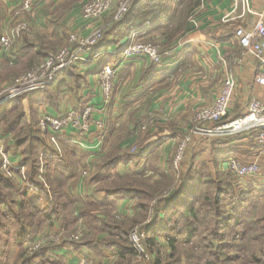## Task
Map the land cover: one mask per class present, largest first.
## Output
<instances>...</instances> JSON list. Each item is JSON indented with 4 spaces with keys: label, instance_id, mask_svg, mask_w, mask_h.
Segmentation results:
<instances>
[{
    "label": "crops",
    "instance_id": "0c3cea01",
    "mask_svg": "<svg viewBox=\"0 0 264 264\" xmlns=\"http://www.w3.org/2000/svg\"><path fill=\"white\" fill-rule=\"evenodd\" d=\"M21 1L0 0V39L9 34L21 20L29 24V31L21 34L10 51L5 53L0 50L2 67L4 64L7 66L10 59L13 65L9 62L10 65L7 67L20 64L25 69L34 67L35 64H31L29 60L31 53L38 51V47L46 50V53L53 50V29L46 24L47 16L44 14L46 4H53V0L39 1L29 15L19 14ZM248 2L254 15L244 13L241 0H192L190 10L194 12L193 24L189 21L185 23L181 33L171 39L165 33L173 27L174 23L170 21L172 14L151 15L142 25L143 29L136 32L135 40L139 42L157 40L161 50L159 64H154L144 57L122 59L121 49L118 48H123L129 35L134 32L130 34L119 32L109 37L110 43L105 50L94 53L92 48L85 55V62L75 63L73 73L80 79L67 75L55 76L56 78L54 77L46 88L29 94L25 101L20 99V107L26 120L31 116L38 119L42 113L59 116L70 110L79 114L86 109L91 111L90 117L94 123L83 140H77L70 128L61 134L51 132L45 134L52 138L58 137L57 141L62 146H70L81 155L79 161L78 156H74L76 158L63 156L62 160L64 167H67L70 159L73 164L78 161L77 172L73 173L71 178L75 185L74 196L76 194L80 197L86 196L85 193L90 187V184L80 177L81 169L85 167L92 169V162L101 159L108 147L130 150L135 146L136 133L140 131L141 126L139 123L135 124L131 117L139 110L137 114L147 117L143 127L147 129L145 133H149L145 134V138L148 136L149 140L145 139L144 145L153 146L157 143L150 155V157L153 155L151 170L145 175L151 180L159 179L158 173H153L152 169L169 173V156L172 155L170 151L174 149L177 141L175 134L170 130L166 131L158 126L160 123H171L169 121L172 117H186L191 113L195 114L191 120L192 125L194 124L190 132L192 136H189L186 146L188 155L193 148L198 153L196 159L204 161L212 174H214L213 160L222 161L221 165L218 164V169L222 172L225 170V160L229 158H237L243 164L255 162L264 174V148L257 145L254 135L207 137L194 130L196 112L201 107L210 106L216 100L226 81L233 84L228 105V121L244 116L252 100L264 106V85L255 82L256 77L260 74L264 75V65L254 60L240 46L235 36L237 28L249 30L258 20L257 15L264 16V0H248ZM107 14L94 22L95 24L80 17L82 26L87 25L89 28L84 32L76 31V34L84 37L91 33L93 30L91 28L94 26L103 28L112 16ZM158 17L161 20H157ZM45 28L49 30L47 37L41 35ZM119 51V58L115 60L113 55ZM46 56V54L43 56L44 59ZM109 64L114 67V93L112 102L104 103L97 90L96 75L101 71L100 69ZM150 121H153L152 126H149ZM211 126L214 125L203 124L199 127L203 129ZM123 131L125 135L130 134L131 137L126 139L131 142L130 144L120 140ZM177 131L180 134L186 132L185 128ZM11 138L9 132L0 133V147L4 146L10 151L9 155H6L11 164L20 165V148L13 146ZM53 145L54 149L59 151V144L55 142ZM50 147L53 148L52 145ZM149 159H143L139 164L147 165ZM126 166L132 171L136 170L135 163ZM123 167L125 165L120 164L116 171L119 172ZM130 202L128 199H117L116 209L124 212L125 209L132 207ZM59 256L64 258L60 253Z\"/></svg>",
    "mask_w": 264,
    "mask_h": 264
},
{
    "label": "trees",
    "instance_id": "16d2710c",
    "mask_svg": "<svg viewBox=\"0 0 264 264\" xmlns=\"http://www.w3.org/2000/svg\"><path fill=\"white\" fill-rule=\"evenodd\" d=\"M191 3L192 0L131 1L127 12L119 20H113L112 14L108 23L104 25L101 38L93 47V52L105 50L110 43L109 37L119 32L127 34L140 32L143 29L142 25L151 15L172 14L170 21H173V27L165 33L171 39L184 29L185 23L187 24ZM157 20L161 18L158 17ZM118 49L122 50V47ZM45 54L46 50L38 47V51L31 53L30 63L34 64L35 60ZM119 55L120 51L113 55L114 59L117 60ZM73 66L60 71L56 77L67 75L80 79L73 73ZM20 99L22 97L10 99L3 105L0 110V126L13 112L11 123L6 126L5 132L19 134L15 137L16 146L20 149L25 148L22 149L24 158L21 159L19 168L21 170L24 168V172L26 169L25 177L34 189H24L23 198L15 203L10 193H7V190H10L7 182L0 174V264H7L5 258L7 244L12 239L16 244L30 242L35 237L34 233L40 229V223L45 225L53 221L65 227L75 222L70 206L72 202L70 199L73 198L66 194L64 187L73 177V173L77 172L76 164L81 155L70 146L61 145L59 151L49 147L38 135L39 118L34 119L31 116L30 121H27L20 107ZM156 145L157 143L153 146L140 143L133 154L111 147L112 149L109 148L108 153L99 159L95 167L97 173L91 178L90 183L105 182V187L96 190L103 191L104 196L101 201L94 200L88 203L82 210V215L88 218L90 223H95L92 227L89 224V227L98 239H88L90 241L83 243L82 246L90 247L89 243L92 242L94 246H101L114 253L119 262L131 264L130 260L134 253L130 248L126 229L135 223L144 229L147 247L154 250L156 237L160 236L172 251L171 256L166 257L169 262H165L160 250L155 249L156 252L151 253L150 264H264L263 177L259 176L258 186L253 188L249 184L250 181H239L228 173H221L218 164L221 165L222 161L217 162L216 159L213 160L212 174L204 161L196 159L198 153L192 148L188 155L186 148L182 162L181 184L166 193L167 184L173 179L171 163L168 167L169 173L166 174L152 169L153 173L159 175V180L154 183L144 176L151 170L153 155L151 157L150 155ZM26 154L29 158L25 157ZM63 156L69 158L78 156L79 159L76 164L72 163V159L67 160L68 165L64 167ZM147 158H150L149 164H139L141 160ZM233 159L238 161L237 158ZM129 163H135L136 170L130 177H119L115 173L116 168L120 164ZM19 173L24 174L23 170ZM40 177L49 185L42 183ZM107 179L111 181L108 183ZM164 193L166 194L163 195ZM62 197H66V200ZM42 198H45L44 205L40 203ZM117 199L139 200L137 217L135 216L130 225L101 220L94 214L91 215L94 208H107ZM153 202L156 203L153 219L151 223L145 224L147 210ZM8 226H12L13 233ZM51 257L49 250L42 248L22 259L19 264H57ZM201 259L202 262H199Z\"/></svg>",
    "mask_w": 264,
    "mask_h": 264
},
{
    "label": "rangeland",
    "instance_id": "374dc122",
    "mask_svg": "<svg viewBox=\"0 0 264 264\" xmlns=\"http://www.w3.org/2000/svg\"><path fill=\"white\" fill-rule=\"evenodd\" d=\"M89 1H91V0H53V4H46L45 9L48 10V11L45 10V12H44V14L47 16L46 24L48 26H51V28L53 29V41H52L53 50H49L46 53V55H49V54L53 55V54L59 53L63 48L70 46L68 43V38L71 35H77L76 31H81V32L83 31L84 32V30L89 28L87 25H85V27L82 26V24L80 23V20H79L81 17L80 8L82 7L83 4H85L86 2H89ZM125 1H127L128 7H129V5L131 4V1H133V0H125ZM118 2H119V0H114L113 5H115V6L113 7L112 11L109 12L107 15L113 14V16H114L115 11L117 10V3ZM127 10H128V8H127ZM188 11L189 12H188L186 22L189 21L190 24H193L191 22L193 20H191V19H193L192 17H193L194 12L191 11L190 9ZM49 16H50V18H49ZM91 24H93V23H91ZM91 29H93L92 31L100 30L101 33L103 32L102 31L103 28H98V27L94 26ZM181 31L179 33H177V36L181 33ZM48 34H49V30L47 28H45L41 32V35H44L45 37H47ZM147 42L153 43L155 46H157L158 51L161 54L160 46H159L157 40L156 41L152 40V41H147ZM43 60H44V57L36 60V62L34 63L35 64L34 67H36ZM9 65L10 64L8 61L7 66H9ZM7 66L5 64H4V67L0 66V102L2 101L3 98H5L4 96L7 94V91L16 85V82L19 79V77L26 74L27 72H29L31 69L34 68V67H29V68L25 69V67L22 66L21 64L18 66H15V65L11 66V67H7ZM14 73H15V75H13ZM113 93L114 92L112 91V95H113ZM7 101H9V100L7 99L6 101L0 103V110ZM111 102H112V99H111ZM139 111H137V113ZM134 112H136V111H134ZM137 113H134L133 116L131 117V118H133V121L135 124L139 123V125L141 126L140 131L138 133H136L137 134V142H136L134 147L130 148V150H124V151H128V153H131V154L136 152V147L138 144L144 143L145 139L147 141L149 140L148 136H147V138H145V134H149V133H145L147 131V129H143L144 128L143 125L146 123L147 117H145L144 115H140V113L139 114H137ZM194 114L191 113L190 115H188L186 117H182V116L181 117H179V116L172 117V120L169 121L171 123H168V124H161L160 123V125L158 126V128L163 127L164 130H166V131L170 130L171 133L175 134L174 136L177 139L175 146H174V149L172 151H170V154L172 153V155H171V157L169 156V159H170L169 163L172 162V159L175 155L177 147L181 144V142L185 138V136L186 135L188 136V141H189L190 137L192 136V134H190V132L192 131L194 124L192 125L191 120H192V116ZM154 115H156V114H154ZM12 116H13V112L10 115H8L7 120L5 122L1 123V126H0V133L1 134L5 133V130H6L5 128L8 124L11 123L10 120H11ZM30 119L31 118H28L27 121H30ZM225 120H227V119H225ZM183 128H185L187 133L185 132V134H183V133L180 134L179 131H177V130L183 129ZM38 133H39L38 135L47 143V145L49 147H50V145H52L53 149H54L53 143H55V142H56V144H59V146H61L60 142L57 141L58 137L57 138L49 137L48 135L43 134L39 129H38ZM10 134L12 137L11 138L12 144L15 147L16 146L15 137L18 136L19 134L18 135L17 134L15 135L12 133H10ZM120 135H123L120 137V140H122L123 142L127 141L126 139H129V137H131L130 134L125 135V132L120 134ZM188 141L185 144L184 153L182 156V160H181L179 169L176 171L172 169L173 170V176H172L173 179L171 180L170 184H167V188L165 189L166 193L170 190H174V189L178 188L179 185L181 184V181H182L181 180L182 162H183V158H184L185 153H186V146L188 144ZM130 143H131L130 141L126 142V144H130ZM111 147H113V146H111ZM111 147H108L105 150V154H107L108 151L110 149H112ZM22 149L23 148L19 149V151L21 152V154H20L21 159L24 158L22 151L25 148L23 150ZM9 152L10 151L6 150L4 148V146L0 147V163H1L0 164V174L2 175L3 179L7 182L8 186L10 188V190H7V193H10L11 197L13 198V200L16 203V201L18 202L23 198L22 197V191L24 189H26V188L27 189H34V186H32L30 183L27 182V179L25 177L26 176V173H25L26 169L24 172V168H22L24 174L19 173L20 171H22L21 168H19V165H13L10 163L6 168H2L1 153L8 154ZM25 157L29 158L28 154H26ZM98 163H99V160H97L95 162L93 161L92 162L93 167H91L92 169H87V167H85V169H81V171L79 172L80 177L85 179L86 182L90 184V187L88 188V192H86V193L84 192L86 194V196L80 197L79 195L77 196V194H76L75 196H77V197H75L73 195V194H75V190H74L75 185H74L73 180H70L68 183H66V185L64 187L66 194L71 196V198H73V199H70V201L72 200V202L70 203V206H71V210L73 213L72 216L75 217L74 218L75 222L73 221L74 223L73 222L69 223L65 227L64 226L61 227L59 224L53 223V221L47 222L45 225H44V223H40L41 224L40 229H38L34 233L35 237H34V239H32L30 241L31 243H34V244L40 243L41 249L47 248L49 250V254L52 256L51 259H53V261H57V264H126V263L119 262V258L114 253L109 252V250H106V249L102 248L101 246L96 247L92 244V242L89 243L90 247L82 246L83 243L90 241L88 239H93V240L98 239L97 235H93L94 231H92V229L90 228V227H92V225H95V223L94 222L90 223L89 219L82 215V210L87 207L88 203H90L94 200L95 201H101L103 196H104L103 191L97 192L96 190L100 187H105V182H98L96 184L90 183L91 178L97 173L95 167ZM122 165H125V167H123V169L120 170L119 172H117L115 170L116 171L115 173H117L118 176L122 177V178L130 177L134 170L132 171L129 168H127L126 164H122ZM171 167H172V165H171ZM226 172L222 171L221 173L226 174ZM260 175H261L260 177H263V179H264V174L262 173V171H261ZM148 178H150V177H148ZM39 179L46 186L49 185V183L46 180H44L43 177L42 178L40 177ZM144 179L146 180V178H144ZM158 180H154V181L150 180V181H151V183H154ZM107 181L109 183V181H111V180L107 179ZM249 184H250V186L256 187V188L258 186V184L257 183L254 184V182H250ZM85 190H87V189L85 188ZM166 193H164L163 195H165ZM29 194H32V193L29 192ZM48 198H49V195H47V199ZM42 199L43 200L40 203H42L44 205L45 204V198H42ZM62 199L66 200V197H62ZM118 200H120V199H118ZM128 200L131 201L130 203H131L132 207L125 209L124 212L116 209V201L117 200H114V201H112V203L109 204V206H107V208H103V207H100L101 209L99 207L94 208V211H92L91 215L94 214L95 216L99 217V219L105 220V221L110 220V221L117 222V223L122 222V223H128L129 224L130 222H132L134 220L135 216L138 214L137 212H138V208H139V206H138L139 200H133V199H128ZM14 207H15V205H14ZM155 207H156L155 202H153L149 206V209L147 210L148 215H147V219L145 221V224L151 223V221L153 219V210L155 209ZM88 216H90V215L88 214ZM38 219H39L38 221H40V218H38ZM89 224H90V227H89ZM133 224H134V225H132L133 228H132V226L131 227L129 226V228L126 229V232L128 235L127 239L129 240L130 248L133 249V253H134L133 256L131 255L132 257H131L130 263L131 264H150L152 262V259H151L152 251L156 252V250H158V249L160 250V254L163 256L164 260H166L165 262H169L168 258H166V257H168L167 255L171 256L172 251L169 247L166 246V241L164 240V238L160 237V236L156 237L157 242L155 245H153L156 250L155 249L152 250L149 247H147L145 240H143L141 243L142 245L141 244L138 245L140 248V253L139 254L137 253V251L134 249L135 247H134L133 243H131V234L134 231H136L137 233L144 232V229L141 228L140 226L136 225L135 223H133ZM126 227H128V226H126ZM7 228H10V230L12 231V226H8ZM12 233H13V231H12ZM146 238H147V236H146ZM14 239H16V238L14 237ZM13 241L14 240L12 239L11 242L9 244H7V246H6L7 255L5 258H6L7 264H19L22 259L27 258L30 255H32L33 253L40 250V249H33V246L31 248H24V246H23L24 242H22L20 244L19 243L16 244ZM62 251H65V253H62ZM59 253L62 254V256L64 258H61L59 256ZM138 255H139V257H138ZM147 255H148V259L145 257ZM181 258H183V257H181ZM202 260L203 259H201L199 262H202ZM1 263H3V262H1Z\"/></svg>",
    "mask_w": 264,
    "mask_h": 264
},
{
    "label": "built area",
    "instance_id": "2783aa9c",
    "mask_svg": "<svg viewBox=\"0 0 264 264\" xmlns=\"http://www.w3.org/2000/svg\"><path fill=\"white\" fill-rule=\"evenodd\" d=\"M41 0H22L19 6V14L29 15L33 12L35 5ZM114 0H91L86 2L80 8L81 18L89 23H94L101 19L104 15L111 12ZM241 6L244 13L253 14L249 7L248 0H241ZM128 4L125 0H119L117 10L113 16V20H119L127 11ZM258 20L249 30L237 28L235 36L239 41L240 46L245 49L251 57L261 65H264V16L259 14ZM192 20V19H191ZM193 23V21H191ZM29 31V24L23 20L18 22L9 32L0 39V50L7 53L11 50L14 42L23 34ZM136 32L129 35L126 44L121 50L122 59L126 60L131 57H144L154 64L161 62V54L157 46L149 42L136 41ZM101 31L94 30L87 36L71 35L68 38L70 46L63 48L59 53L49 54L36 67L31 69L26 74L19 77L16 85L7 91L1 102L12 98H21L25 101L27 96L36 90H42L49 86L54 80V77L62 70L75 65V63L85 62V55L91 51L96 43L101 38ZM13 65L12 59L9 60ZM115 73L113 65H105L96 75L97 90L101 94L102 101L109 103L112 98L113 83ZM257 84L264 85V75L260 74L256 77ZM233 84L226 81L220 90L216 100L207 107H201L196 112L194 117L195 129L207 137L222 136L231 137L236 135H254L257 145L264 148V106L256 100H252L248 105L247 113L235 120L228 121V105L232 96ZM91 111L84 110L82 113H77L70 110L64 115L54 116L48 113H42L38 119L37 127L43 133H65L69 128L72 130L74 137L81 141L90 131L93 121L90 117ZM153 121H150L149 126H152ZM212 124L211 128H200V125ZM145 129V127L143 128ZM188 137H185L181 144L177 147L171 165L173 170H178L182 156L184 153L185 144ZM2 168H6L10 161L6 154L1 153ZM226 173L232 175L239 181H250L258 183L261 173L260 166L255 163L243 164L233 158L225 161ZM145 236V237H144ZM146 239V233H137L134 231L131 234V243L137 253H140L138 245ZM40 242V241H39ZM142 245V244H141ZM24 248L41 249L40 243L34 244L26 242ZM136 253V254H137ZM139 257V255H138ZM148 259V255L145 256Z\"/></svg>",
    "mask_w": 264,
    "mask_h": 264
},
{
    "label": "water",
    "instance_id": "95a60500",
    "mask_svg": "<svg viewBox=\"0 0 264 264\" xmlns=\"http://www.w3.org/2000/svg\"><path fill=\"white\" fill-rule=\"evenodd\" d=\"M4 102V101H3ZM0 103H2V102H0Z\"/></svg>",
    "mask_w": 264,
    "mask_h": 264
}]
</instances>
